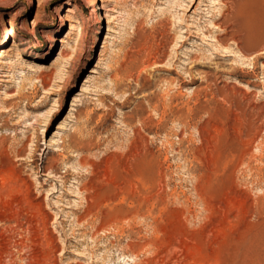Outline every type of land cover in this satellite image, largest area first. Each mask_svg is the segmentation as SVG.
<instances>
[{
  "label": "rangeland",
  "instance_id": "obj_1",
  "mask_svg": "<svg viewBox=\"0 0 264 264\" xmlns=\"http://www.w3.org/2000/svg\"><path fill=\"white\" fill-rule=\"evenodd\" d=\"M172 1L0 0V264H264V53Z\"/></svg>",
  "mask_w": 264,
  "mask_h": 264
},
{
  "label": "bare ground",
  "instance_id": "obj_2",
  "mask_svg": "<svg viewBox=\"0 0 264 264\" xmlns=\"http://www.w3.org/2000/svg\"><path fill=\"white\" fill-rule=\"evenodd\" d=\"M186 2V3H184ZM205 0H178L172 1L175 5L174 11L180 10L182 6L185 9H191L194 7L193 16L191 18V24L185 26V29L181 32L186 36H190L194 33L192 30L199 32L201 38L210 37L213 41L211 47L222 55L232 56L239 52L245 53L246 48L250 47V42L254 43L252 48L258 49L264 53V0H246L239 2L238 0H228L224 4L222 10L218 12L217 18L211 21L200 23L202 18L201 6H206ZM95 0H86V4L93 10ZM223 4V3H221ZM172 6V5H171ZM174 7V6H173ZM207 7V6H206ZM171 8V7H170ZM108 10H111L110 8ZM107 10V11H108ZM173 10V9H172ZM66 13L72 14L70 9L65 10ZM174 12V13H175ZM173 13V12H172ZM177 13V12H176ZM171 15V14H170ZM209 17V16H208ZM211 19V18H210ZM74 21V20H69ZM163 21V20H162ZM167 22V21H165ZM164 22V23H165ZM163 23V24H164ZM169 24V23H168ZM36 25L34 20H31L30 27L33 28ZM161 25V24H160ZM206 25H211L215 30L210 31L206 28ZM165 26V25H164ZM69 30L73 29V25L68 26ZM182 27V26H181ZM182 29V28H181ZM78 30V29H77ZM170 30V29H169ZM78 33V32H77ZM139 33V32H138ZM159 33V32H158ZM167 33V32H166ZM180 33V32H179ZM165 34V33H164ZM162 32L159 35L162 37V42H155L153 37L140 35L138 39V50L135 57V62L139 70H145L146 67L159 64L163 58L158 54L163 46V42L166 41V37ZM159 36V37H160ZM17 37V33L13 29H9L6 35V39L13 40ZM176 38V37H175ZM182 38V36L178 37ZM189 38V37H188ZM169 39V37H168ZM52 36L51 41H54ZM159 40V39H158ZM169 41V40H168ZM135 42V41H134ZM176 43V42H175ZM177 45V44H176ZM247 45V46H246ZM164 47V46H163ZM252 48H250L252 50ZM164 51V49H163ZM168 51V50H167ZM161 53V52H160ZM227 53V54H225ZM250 53V52H248ZM259 53V52H258ZM257 53V54H258ZM164 54V53H163ZM256 54V53H255ZM254 54V55H255ZM256 54V55H257ZM262 54V53H261ZM165 55V54H164ZM237 55V54H236ZM252 55V59H254ZM260 55V53H259ZM264 55V54H263ZM238 56V55H237ZM240 56V55H239ZM238 56V57H239ZM197 57V56H196ZM256 57V56H255ZM260 57V56H259ZM263 57V56H262ZM198 58V57H197ZM244 58V57H243ZM242 58V59H243ZM261 58V57H260ZM173 59V58H172ZM241 61V60H240ZM245 61V60H244ZM257 61V60H256ZM255 62V60H254ZM168 63V62H167ZM242 64V63H241ZM134 66V65H133ZM263 67V66H262ZM148 69V68H147ZM235 69V68H234ZM233 73V68L231 69ZM139 74V73H138ZM142 74V73H141ZM144 75V74H143ZM149 76V75H147ZM262 76V75H261ZM253 93V92H252ZM222 94V93H221ZM249 94V93H248ZM167 96V95H166ZM150 97V96H149ZM156 97V96H155ZM166 98V97H165ZM154 99V98H153ZM227 102V101H226ZM153 104V103H152ZM251 105V104H249ZM237 106V105H236ZM246 107V106H245ZM164 108V107H163ZM236 112V111H235ZM249 120V119H248ZM246 122V121H245ZM248 128V127H247ZM256 132V131H255ZM250 136V135H249ZM84 137V136H83ZM142 137V136H140ZM81 138V137H80ZM255 139V138H254ZM264 139V138H263ZM259 141V140H258ZM261 141V140H260ZM259 143V142H258ZM94 144V143H93ZM258 145V144H257ZM93 146V145H92ZM264 150V149H263ZM20 153V152H19ZM264 153V152H263ZM16 154V153H15ZM248 154V153H247ZM254 156V155H252ZM261 156V155H260ZM144 157V156H143ZM50 159V158H49ZM47 160V158H46ZM52 161V160H50ZM66 168V167H65ZM257 168V167H255ZM53 169L52 164L43 167L45 173H51ZM258 171V170H257ZM260 172V171H259ZM44 174V173H43ZM45 175V174H44ZM263 178V177H262ZM21 180V179H20ZM56 180V179H55ZM61 182V181H60ZM29 185V184H28ZM64 186V185H63ZM29 188V187H28ZM30 189V188H29ZM28 189V190H29ZM73 192V191H72ZM36 203V202H35ZM17 206V205H16ZM40 207V205H39ZM86 207V206H85ZM43 208V207H42ZM40 209V208H39ZM83 211V210H82ZM81 211V212H82ZM90 211V210H89ZM14 212V211H13ZM16 213V212H15ZM83 213V212H82ZM42 214V213H41ZM17 215V214H16ZM45 215V213H44ZM43 215V216H44ZM15 216V215H13ZM49 216V215H48ZM77 216V215H76ZM83 216V215H82ZM46 217V216H45ZM75 217V216H74ZM100 218V217H99ZM6 219V218H5ZM6 221V220H5ZM93 223V222H92ZM12 224V223H11ZM85 225V224H84ZM100 225V224H99ZM12 226V225H11ZM76 226V225H75ZM95 227V226H94ZM92 228V227H91ZM106 228V227H105ZM23 229V228H22ZM90 229V228H89ZM26 230V229H25ZM14 232V231H13ZM26 234V233H25ZM23 235V234H22ZM20 237V236H19ZM17 241V240H16ZM18 242V241H17ZM19 243V242H18ZM51 246V245H50ZM53 249V248H52ZM6 255V254H5ZM23 259V258H22ZM94 263V262H93ZM18 264V263H17Z\"/></svg>",
  "mask_w": 264,
  "mask_h": 264
}]
</instances>
